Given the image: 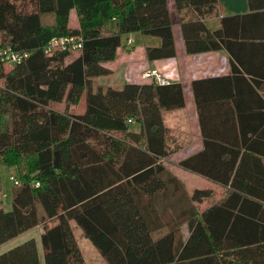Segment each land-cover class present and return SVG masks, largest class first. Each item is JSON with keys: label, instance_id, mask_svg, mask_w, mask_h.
<instances>
[{"label": "trees", "instance_id": "obj_1", "mask_svg": "<svg viewBox=\"0 0 264 264\" xmlns=\"http://www.w3.org/2000/svg\"><path fill=\"white\" fill-rule=\"evenodd\" d=\"M248 3L251 12L222 17L210 30L205 21L217 16V0H175L186 53L224 50L233 78H264L250 67L259 54L264 60V0ZM71 10L77 29L68 24ZM133 33L160 40L146 49L149 60L174 57L166 0H0V50L26 55L7 70L0 65V164L17 173L11 210L0 209V245L42 226L44 264H86L74 225L106 264H264V193L245 187L242 166L244 150L259 154L252 144L260 134L246 137L241 126L240 143L222 145L230 155L220 172L203 126L202 150L177 167L230 192L198 209L212 191H185L161 163L182 147L162 120L183 108L181 85H93L111 74L103 64ZM67 36L81 40L71 61L68 50L44 52ZM82 98V113L50 107L63 100L76 107ZM36 248L29 239L0 261L39 264Z\"/></svg>", "mask_w": 264, "mask_h": 264}, {"label": "crops", "instance_id": "obj_2", "mask_svg": "<svg viewBox=\"0 0 264 264\" xmlns=\"http://www.w3.org/2000/svg\"><path fill=\"white\" fill-rule=\"evenodd\" d=\"M166 3L172 26L174 57L149 60L146 56V49L158 47L159 39L143 36L140 33L123 36L115 59L103 64V67L108 69L111 74L94 79L93 85L120 88L126 84H150L151 82L141 78V74L146 70H156L167 83L181 85L184 99L183 108L163 112L162 120L164 126L170 129L171 134L179 144H182V147L173 155L162 159L161 163L183 182L185 191L192 192L197 189L212 191L210 198L203 201L207 202L204 209L221 201L230 192V189L177 167L180 161L202 150L203 126L216 143L211 152L212 162L217 170L220 169V172L223 165L229 161L230 155L222 145L227 147L228 143H240L241 126L248 129L246 137H250L252 132L260 134V137L252 144L253 149L259 154L249 150L242 151L244 157L242 166L244 167L243 175L248 183L245 187L261 195L264 193V155L261 154L264 153V103L260 96L264 95V78L251 76L246 72H243L241 77L233 78L230 56L224 50L187 54L175 0H166ZM249 12L251 9L248 0H217V16L207 19L205 24L210 30H216L219 28L220 18ZM187 15L190 17L191 13ZM71 21L74 22L73 29H77L78 22L74 10L70 11L68 24ZM109 27L113 30L114 23H110ZM260 27L264 29V26ZM260 47L262 48L264 45ZM250 67L256 71L259 70L260 74H264V60L260 54L252 59ZM197 81L199 83L195 94L193 84ZM196 95L200 99V111L197 107ZM188 179L190 183L187 182ZM1 203L0 198V209H2ZM72 226L74 232L75 227ZM37 228H39L37 237L27 233L29 231L24 232V238L20 242L2 246L0 256L25 241L34 239L37 246L38 262L44 264V253L41 246L43 227L37 226ZM180 233L181 238L186 240L188 237L186 225L181 226ZM76 241L78 244L77 239ZM31 260V258L5 259L0 261V264H30Z\"/></svg>", "mask_w": 264, "mask_h": 264}, {"label": "rangeland", "instance_id": "obj_3", "mask_svg": "<svg viewBox=\"0 0 264 264\" xmlns=\"http://www.w3.org/2000/svg\"><path fill=\"white\" fill-rule=\"evenodd\" d=\"M78 25V23H77ZM70 28L74 27V22L71 21L69 24ZM77 55V52L71 51L69 57L65 60V63H68L73 58H75ZM9 69V67H6V70ZM50 107L53 110L63 112V111H71L76 113H82L84 110V98H82L79 102V104L76 107L67 106L65 100H63L61 103H51ZM173 155V154H172ZM13 179H17V173L16 170L13 167L5 166L0 164V198L2 200L1 206L2 209L5 212H8L11 210V201H12V191L16 187L14 184ZM187 182L190 183L189 179ZM175 201V200H174ZM207 202H203L202 205L200 204L198 206V209H204ZM40 210V209H39ZM172 211V209H170ZM199 210V211H200ZM172 215H170L169 218H171ZM75 227V226H74ZM30 235H33L35 237L38 236L39 228L34 227L32 229L28 230ZM25 232V233H26ZM74 234L76 235V239L78 240V245L80 248V251L85 258L86 264H106L103 259L101 258L98 251L93 247V245L83 236L81 230L77 227L74 228ZM25 233H22L18 235L17 237L9 240L8 242L0 245V248L4 245H11L13 243L20 242L24 237ZM28 234V235H29ZM14 241V242H12Z\"/></svg>", "mask_w": 264, "mask_h": 264}, {"label": "built area", "instance_id": "obj_4", "mask_svg": "<svg viewBox=\"0 0 264 264\" xmlns=\"http://www.w3.org/2000/svg\"><path fill=\"white\" fill-rule=\"evenodd\" d=\"M80 38L78 36H67L60 38H53L49 41L47 46L44 49L46 54L51 53L52 50L61 49L68 51H75L81 47ZM26 55L11 51L10 49L0 50V65L14 66L19 64ZM141 78L145 81L155 83L158 85H166L167 82L165 79L160 77L159 73L156 70H146L141 74ZM128 123H131V120H128ZM15 185L17 182H15Z\"/></svg>", "mask_w": 264, "mask_h": 264}]
</instances>
